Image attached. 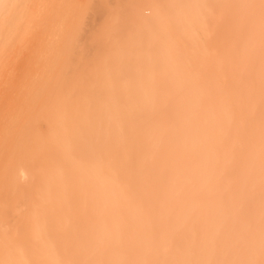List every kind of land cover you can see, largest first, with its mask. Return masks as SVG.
<instances>
[{"label":"bare ground","instance_id":"6f19581e","mask_svg":"<svg viewBox=\"0 0 264 264\" xmlns=\"http://www.w3.org/2000/svg\"><path fill=\"white\" fill-rule=\"evenodd\" d=\"M20 2L0 0V264H264V0H147L149 38L107 2L121 25L105 3L81 22L117 35L73 42L68 18L28 55Z\"/></svg>","mask_w":264,"mask_h":264},{"label":"rangeland","instance_id":"374dc122","mask_svg":"<svg viewBox=\"0 0 264 264\" xmlns=\"http://www.w3.org/2000/svg\"><path fill=\"white\" fill-rule=\"evenodd\" d=\"M32 1H33V4H32ZM87 1H88V2H87ZM92 1H93V2H92ZM97 1H98V2H97ZM110 1H111V2H110ZM116 1H118V2H116ZM128 1H129V2H128ZM135 1H137V2H134V0H124V1H122V0H120V1H119V0H107V1H106V0H96V1H95V0H91V1H90V0H31V2H30L29 0H28V1H27V0H23L24 4H23V2H20V3H19V5L23 7V12L21 13L22 16H21L20 19H18L17 21H18V24L21 25V22H22L21 20H24L22 23L24 24L23 26H25V30L27 31V34H28V35H27V36H28V39H27L28 42L26 43V46H27L26 48H27V50L24 49V52H25V50H26V52H25V54H26L27 51H28V53H27L26 55H28V54L31 52L29 47H30V45L32 46V40H33L34 42L37 41V39L35 40V38H37V35H38L39 38H40V37H43V41H44V38H46V40H47V37H48V39L50 38L49 40H53L54 38H55V39H56V38H57V39L61 38V33L63 32V33H62V35H63V34H64V30H65V31L67 30V31L65 32V35H66V34H67V35H66V36H65V35L62 36V39H63V37H64V38H67V36H68V32H69V34H70V33H71L70 31H74V32H72V33L74 34V35H72V36H73V39H75V40H73V42H74V41H76L77 38L81 37V35H82L83 33H85L86 31L89 32L90 34H92V32H94L95 28L92 27V28L94 29V30H93V29L91 28V26H92L93 24H94L93 26H96V27L99 25V22H98V21H102V19L99 20L98 17H99V16H102L101 18H103V14L105 13L106 6H107V5H109V6H111V7H113V5H116L117 7L114 6V8L116 7V8L119 9V10H117V12H116V8L114 9V10H115V13H117V17H118V15L121 16V15L123 14V17L125 16V18H123V19H122V17H121V19H122L123 21H125V19H128L127 16L129 17L128 20H129V21H132V22H130V23H132V24H128V25H137V23L141 22L142 19H143L144 21H145L146 19H148V16H149V15H148V14H145V15H144L143 12H145V10H148V8H149V6L152 4L153 0L150 2V4H149V1H150V0H148V2H147V4L149 5L148 7H147V6H144V5H146L145 2H146L147 0H146V1L144 0L145 2H144L143 0H135ZM154 1H155V0H154ZM156 1H157V4H158L159 6L162 5V2H161V4H160V2H158L159 0H156ZM161 1H163V2L165 1V2H164L165 5L163 4V6H165V7L169 6V7L171 8V6H173L172 4H174V1L176 2V1H178V0H172V4H171V2L169 1V4H168V5L166 4V2H168L167 0H161ZM107 2H108V4H107ZM112 2H113V4H112ZM143 2H144V4H143ZM103 3H105V5H106V4H107V5L105 6V10H104V12H103V10H102L103 14L101 15V13H100L101 10H100V9H96V8H98V6H100V5L103 4ZM135 3H136V4H135ZM137 3H138L139 5H137ZM97 4H98V5H97ZM117 4L120 5V8H119V5H117ZM131 4H132V6L134 7V9L132 10L133 12H135V9H136V12H135V13H137V14L140 13V14H138V15H141V16L144 15L143 18L141 17L142 19L138 20L139 22H137V23L134 22V21L136 20V18L139 19L140 16L138 17V15H136L135 13H132V14H133V20H134V21H133V20H132V14H131V13L129 14L130 11H127V10H129L130 8H131V9L133 8V7L130 6ZM134 4L137 5L138 10L140 9L139 6H141V8H142L141 10H142V13H143V14H141V10H140V12H139V11L137 10V8H135L136 6H134ZM140 4H141V5H140ZM142 4H143V7H142ZM170 4H171V6H170ZM30 5H31V6H30ZM53 5H54V6H53ZM63 5H64V6H63ZM65 5H66V6H65ZM72 5H73V6H72ZM79 5H80V6H79ZM87 5H88L89 7H91V8H89ZM62 6H63V7H62ZM77 6H78V7H77ZM94 6H95V9L92 8V7H94ZM96 6H97V7H96ZM101 6H102V5H101ZM101 6H100V7H101ZM103 6H104V5H103ZM103 6H102V8H104ZM109 6H107V8H108ZM29 7H30V8H29ZM128 7H129V9H126V8H128ZM145 7H146V9H143V8H145ZM161 7H162V6H161ZM161 7H160V8H161ZM169 7H168V8H165V9H167L168 12H171V11H169V10H170ZM28 8H29V10H28ZM61 8H62V9H61ZM74 8H75V9H74ZM82 8H83V9H82ZM162 8H163V7H162ZM54 9H55V10H54ZM70 9H71V10H70ZM86 9H87V11H86ZM91 9H93V10L95 11V13H94V11H93V15H89V14H92V10H91ZM111 9H112V8L109 7V9L106 10V13H108V12H109V13H113V15H114L115 17H112V18H115V19L112 20L111 17H110V18H111L110 20L108 19V18H109L108 16H111L112 14H110V15H107V14H106L107 17H105V18H107L106 21L109 20V21H107V24H108V22H109V25H107V24H106V25H107L108 27L110 26V27H109L110 29H112V26H116L117 24H120L119 22H121V23L123 22L122 20H120L119 22L116 20V19H117L116 14L114 13V10L112 9L113 11H111ZM172 9H173V8H172ZM172 9H171V10H172ZM59 10H60V11H59ZM90 10H91V11H90ZM96 10H98V11L100 10V11H99L100 14L98 13V17H97V13H96L97 11H96ZM109 10H110V11H109ZM160 10H162V12L160 11V13H162L163 15H166V16L168 17L169 13L167 12V10H166V12H167L168 15L165 14V12H164L165 10H163V9H160ZM55 11H56V12H55ZM137 11H138V12H137ZM158 11H159V9H158ZM27 12H28V13H27ZM72 12H73V13H72ZM87 12H88V13H87ZM146 12H148V11H146ZM58 13H59V14H58ZM120 13H121V14H120ZM148 13H149V12H148ZM160 13L158 12L159 15H160ZM171 13H172V12H171ZM95 14H96V15H95ZM134 14L136 15V18H135V19H134V17H135ZM162 14H161V15H162ZM68 15H69V16H68ZM71 15H73V16H71ZM94 15L98 18V19H97V18L95 19V20L97 21V24L95 23L94 19L92 18ZM113 15H112V16H113ZM146 15H147V18H146ZM159 15H158V18L160 17L159 19H162V18H161V15H160V16H159ZM163 15H162V17H163ZM26 16H27V17H26ZM49 16H50V17H49ZM66 16H67V17H66ZM90 16H91V17H90ZM166 16H165V17H166ZM170 16H171V15H170ZM170 16H169V18H171ZM25 17H26V18H25ZM41 17H43V19H42ZM60 17H61V18H60ZM80 17H81V18H80ZM82 17H83V18H82ZM144 17H145V19H144ZM165 17L163 18L164 21H165L166 18H167V17H166V18H165ZM35 18H36V19H35ZM44 18H45V19H44ZM49 18H50V19H49ZM68 18H69V20H72V21H70V23H72V22H73L74 24L76 23L75 25L73 24V27L70 26L69 21H68V22L66 21ZM94 18H95V17H94ZM105 18H104V19H105ZM119 18H120V17H119ZM156 18H157V17H156ZM48 19H49V20H48ZM54 19H55V20H54ZM79 19H80V20H79ZM82 19H85V20H82ZM89 19H91V20L93 19V21H94V23H92L91 26H90V23L93 22V21H90ZM159 19H154V20L159 21ZM167 19H168V18H167ZM51 20L56 21V22L53 23ZM59 20H60V21H59ZM81 20H82V21H86V22H87V20H89V21H88V22H89L88 25L90 26L89 28L92 29L93 31L91 32V30H89V29H88V30L85 29V27H86L87 24L85 23V27H84V26H83L84 22H83V24H82ZM111 20H112V21H111ZM114 20H115V21H114ZM118 20H119V19H118ZM128 20H126L124 23H126ZM154 20L152 21L153 24L156 23V21H154ZM172 20H173V19H171V20H169V21H172ZM57 21H58V22H57ZM65 21H66L67 23H66ZM78 21H79V24L81 23V25H82L83 27H82L81 25H79V26L77 27ZM106 21H105V22H102L103 25H104V23H106ZM129 21H128L127 23H129ZM146 21H147V20H146ZM161 21H162V20H161ZM88 22H87V23H88ZM133 22H134V23H133ZM147 22H148V21H147ZM150 22H151V20H150ZM150 22H148L147 27L149 26V23H150ZM165 22L168 23V24L171 23V22H167V21H165ZM45 23H46V24H45ZM48 23H49V24H48ZM63 23H64V24H65V23H66V24H69L68 27L70 28V31H68L69 28L66 27L67 25H66V24L64 25ZM102 23H100V24H102ZM110 23H111L112 25H111ZM116 23H117V24H116ZM124 23H123V24H124ZM127 23H126V24H127ZM161 23H162V22H161ZM166 23H165V24H166ZM172 23H173V21H172ZM42 24H43V25H42ZM54 24H55V25H54ZM62 24H63V26H65V29H64L63 31L60 32V30H62V27H63ZM113 24H116V25H113ZM126 24H125V25H126ZM162 24H163V23H162ZM165 24H164L163 28L161 27L162 25H161L160 23L158 24L159 27L162 28L161 30L166 29L165 27H166V25H168V24H166V25H165ZM177 24H178V23H177ZM48 25H49V26H48ZM71 25H72V24H71ZM103 25H100L99 27H101V26H103ZM120 25H121V24H120ZM150 25H151V23H150ZM155 25H156V24H155ZM160 25H161V26H160ZM169 25L173 26L172 24H169ZM169 25H168V26H169ZM80 26H81V28H84L85 32H84V30L82 31V30L79 28ZM104 26H105V25H104ZM104 26H103V28L101 27L100 29H104ZM153 26H154V25H153ZM153 26L147 28L146 25H145L146 29H144L145 27L143 28L145 31L141 30V32H138V33L144 35V32H146L147 29L152 28ZM168 26H167V27H168ZM178 26H179V25H177V30L179 29ZM87 27H88V26H87ZM87 27H86V28H87ZM99 27H98L97 29H99ZM108 27L104 30V32H103L104 34L107 32ZM156 27H158V26L156 25ZM37 28H38V29H37ZM44 28H45V29H44ZM63 28H64V27H63ZM66 28H68V29H66ZM71 28H75V30H73V29H71ZM76 28H78V29H77V32H78V30L81 32V33L79 32L80 35L78 34V35H79L78 37H77V35H76L77 32H75V31H76ZM153 28H154V27H153ZM170 28H171V27H168V28H167L168 30H165V32H166V31L168 32V31L170 30L169 33H170V36H171V34H172L171 32H172L173 28H172V30H171ZM114 29H115V28H114ZM51 30H52V31H51ZM108 30H109V29H108ZM156 30H157V28H154L153 30L150 29L151 32L154 31V32H156V34H157V31H156ZM158 30H159V29H158ZM161 30H160V31H161ZM179 30H180V29H179ZM58 31H59V32H58ZM99 31H100V30H99ZM99 31H97V32H99ZM105 31H106V32H105ZM111 31H112V30H111ZM142 31H143V32H142ZM148 31H149V30H148ZM148 31H147V33H148ZM42 32H43V33H42ZM87 32H86V34H87V35H86V38H87V40H89V36H90V34H88ZM95 32H96V31H95ZM108 32H110V30H109ZM154 32H153V33H154ZM158 32H159V31H158ZM165 32H164V33H165ZM72 33H71V34H72ZM103 33H101V34L99 33V34L103 37V36H104ZM147 33H146V36H147V35H150V32H149L148 34H147ZM159 33L161 34L162 32H159ZM169 33H168V35H169ZM23 34H25V33H24V29L22 30V36H24ZM45 34H46V35H45ZM49 34H50V35H49ZM54 34H55V35H54ZM94 34H95V33H94ZM102 34H103V35H102ZM110 34H111V36H115V35H117V34H114L113 32H111ZM110 34H108L109 37H110ZM112 34H114V35H112ZM140 34H138V35H139V36H143V35H140ZM162 34H163V33H162ZM165 34H166V33H165ZM165 34H164V37H167V39L165 38V39L167 40L166 43H167V42H170V41H168V40H170L171 37H169V36H167V35H165ZM75 35H76L77 38H76V37L74 38ZM84 35H85V34H84ZM84 35L82 36V40H81V41L85 43V41H86L85 39H86V38H85ZM92 35H93V34H92ZM92 35H91V37H93V36H95V35L100 36V35H98V34H95V35H93V36H92ZM153 35H154V34H153ZM153 35H152V36H153ZM46 36H47V37H46ZM49 36H50V37H49ZM87 36H88V37H87ZM101 36H100V37H101ZM105 36H107V35L105 34ZM108 36H107V37H108ZM146 36H144V38H145ZM150 36H151V35H150ZM152 36H151V37H152ZM158 36H159V35H158ZM161 36H162V35H161ZM161 36H160V37H161ZM69 37H71V35H69L68 38H69ZM151 37H150V38H151ZM164 37H162V38L164 39ZM39 38H38V42H36V43H39ZM51 38H53V39H51ZM147 38H149V36H147ZM168 38H169V39H168ZM40 39H41V38H40ZM55 39H54V40H55ZM165 39L163 40L164 42H165ZM46 40H45L44 42H46L47 44H49V42H51V41H49V40H48V41H46ZM100 40H101V39H100ZM179 40H180V39H178V41H179ZM40 41H42V40H40ZM81 41H79V39H77L76 42H77V43L80 42L81 44H83ZM163 41H162V42H163ZM34 42H33V44H34ZM87 42H88V41H87ZM80 43H79V44H80ZM178 43H179L178 46L180 47V45H181L180 41H179ZM29 44H30V45H29ZM170 44L172 45V43H169L168 45L165 44V43H164V44L162 43V45H165V48H164V49L161 48V49H163V52H162V53H164V52H170V51H171V50L167 49L168 46H169ZM162 45H161V47H162ZM166 45H167V46H166ZM171 45H170V46H171ZM179 47H178L177 49L180 51ZM63 50H64V49H63ZM88 50H90L91 52H92V51L94 52L93 49H92V50H91V49H86L85 52H87ZM98 50H100V49H97V51H98ZM172 50H173V49H172ZM56 51H57V52H58V51L61 52L62 50H61V49H58V50H55V52H56ZM64 51L66 52V50H64ZM95 51H96V50H95ZM158 51H160V50L158 49ZM158 51H157V52H158ZM62 52H63V51H62ZM160 52H161V51H160ZM171 52H172V51H171Z\"/></svg>","mask_w":264,"mask_h":264}]
</instances>
